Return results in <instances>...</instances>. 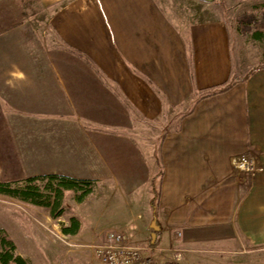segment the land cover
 <instances>
[{
  "label": "crops",
  "instance_id": "0c3cea01",
  "mask_svg": "<svg viewBox=\"0 0 264 264\" xmlns=\"http://www.w3.org/2000/svg\"><path fill=\"white\" fill-rule=\"evenodd\" d=\"M179 11L158 0H0V182L94 179L65 234L90 218L130 226L139 243L156 232L148 253L164 262L264 264V171L233 167L242 153L264 165V67L199 99L243 75L222 10ZM152 129L163 132L156 215L159 155L141 142Z\"/></svg>",
  "mask_w": 264,
  "mask_h": 264
},
{
  "label": "rangeland",
  "instance_id": "374dc122",
  "mask_svg": "<svg viewBox=\"0 0 264 264\" xmlns=\"http://www.w3.org/2000/svg\"><path fill=\"white\" fill-rule=\"evenodd\" d=\"M164 8L170 12L179 11L182 18L207 17L210 12L221 9L223 18L227 20L231 27L233 39V53L235 65L239 74L244 75L252 68L264 64V38L256 39L254 29L257 20H264V15L260 12V5L264 0H215L210 7L202 8L203 0H158ZM207 7V6H206ZM214 11H213V10ZM46 11H50L47 5ZM245 13H254L251 22H242ZM173 16V15H171ZM48 17V15H46ZM174 18V17H172ZM45 24V20L39 21ZM178 125V120L170 124L169 128ZM143 136V149L150 156L156 144L155 155H159L158 149L161 143L163 132L152 129ZM146 140V141H145ZM43 188L44 182H35ZM105 215L111 211L115 202H110L105 196ZM64 213L59 217H53L51 208L22 200L18 197L0 193V230L5 229L16 241L17 252L23 255L29 264H102L98 257L96 248L98 244L104 243L106 232L110 229L124 228L133 238L132 228L127 225L105 226L91 228L89 225L92 219H84L83 226L76 235H67L62 231V225L71 223V219L79 213L78 208L84 207L75 198V193L71 190L65 191L63 199ZM132 212V211H131ZM124 211L126 217L131 213ZM92 218V217H91ZM106 220V218H105ZM155 228H159L157 224ZM146 232V242L140 245L149 246V230ZM146 244V245H145ZM151 247V246H150ZM2 246L0 244V250ZM150 250H148L149 252Z\"/></svg>",
  "mask_w": 264,
  "mask_h": 264
},
{
  "label": "trees",
  "instance_id": "16d2710c",
  "mask_svg": "<svg viewBox=\"0 0 264 264\" xmlns=\"http://www.w3.org/2000/svg\"><path fill=\"white\" fill-rule=\"evenodd\" d=\"M224 1V0H222ZM260 12L264 15V3L260 5ZM242 18V22L246 24L251 22V18L254 13H245ZM257 26L254 29V34L256 39L264 38V20L259 21L255 19ZM264 67V64L256 66L248 71L243 76H231L230 79L219 86L212 87L203 91V94L199 99L214 96L231 89L236 83L245 81L248 77L256 71L258 68ZM156 88V87H155ZM164 99L163 93L156 88ZM166 101V100H165ZM160 151V147L158 152ZM158 173L152 178V198L151 205L154 208L156 215V208L160 204L161 195V182L164 174V167L162 159L159 155ZM43 181L45 184L43 188L35 182ZM97 181L94 179L77 178L64 173L58 174H42L29 177L23 180L0 182V193L18 197L22 200L29 201L34 204L44 205L51 208V213L53 217H59L64 213L63 199L65 196V191L71 190L75 193V198L78 202H83L91 193L94 192ZM80 222L76 217L71 219V225L63 227V232H76L79 228ZM0 244L2 249L0 250V264H29L28 260L17 252V246L12 238V236L5 229L0 230ZM158 244V239L156 242L152 243V237L150 238L148 245L155 247ZM152 264V261H149Z\"/></svg>",
  "mask_w": 264,
  "mask_h": 264
},
{
  "label": "built area",
  "instance_id": "2783aa9c",
  "mask_svg": "<svg viewBox=\"0 0 264 264\" xmlns=\"http://www.w3.org/2000/svg\"><path fill=\"white\" fill-rule=\"evenodd\" d=\"M234 170L240 174L256 176L264 171V165L256 154L242 153L233 160ZM150 246L140 245L132 240L126 229H110L106 232L104 243L96 248L97 257L102 264H172L148 253ZM197 264V263H189Z\"/></svg>",
  "mask_w": 264,
  "mask_h": 264
},
{
  "label": "water",
  "instance_id": "95a60500",
  "mask_svg": "<svg viewBox=\"0 0 264 264\" xmlns=\"http://www.w3.org/2000/svg\"><path fill=\"white\" fill-rule=\"evenodd\" d=\"M204 1H207V2H214L215 0H204ZM156 237H157V234L156 232H154L152 234V243L154 244L156 242Z\"/></svg>",
  "mask_w": 264,
  "mask_h": 264
}]
</instances>
